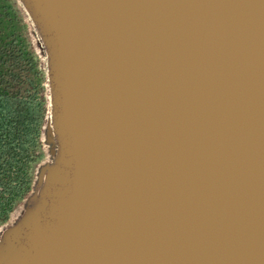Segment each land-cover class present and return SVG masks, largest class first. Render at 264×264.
<instances>
[{"label": "water", "instance_id": "95a60500", "mask_svg": "<svg viewBox=\"0 0 264 264\" xmlns=\"http://www.w3.org/2000/svg\"><path fill=\"white\" fill-rule=\"evenodd\" d=\"M51 161L0 264H264V0H19Z\"/></svg>", "mask_w": 264, "mask_h": 264}, {"label": "trees", "instance_id": "16d2710c", "mask_svg": "<svg viewBox=\"0 0 264 264\" xmlns=\"http://www.w3.org/2000/svg\"><path fill=\"white\" fill-rule=\"evenodd\" d=\"M13 1L0 0V225L31 191L45 112Z\"/></svg>", "mask_w": 264, "mask_h": 264}, {"label": "rangeland", "instance_id": "374dc122", "mask_svg": "<svg viewBox=\"0 0 264 264\" xmlns=\"http://www.w3.org/2000/svg\"><path fill=\"white\" fill-rule=\"evenodd\" d=\"M4 1H7V0H4ZM13 4L18 9V12H19L18 16L20 18V28H19V25H16L17 31L23 34V36L25 37L27 41L28 48L32 52L33 60L35 63L34 79L37 80L38 91H39L38 94L44 102L45 112H44V123L42 126V132H41V138H40L41 147L37 151L39 156L32 170L34 179H33L31 191L18 204V206L12 213L9 221L0 225V233L19 218V216L25 209V206L27 205V198L34 191V186H35V182L38 177L39 169L42 166H44L46 163L51 161V156L49 154L50 144L48 141V137L46 135V131H47V128L49 126V121H50V95H49V85H48V78H47L46 53H45L41 38L38 35L36 28L31 22L28 14L26 13L20 1L14 0Z\"/></svg>", "mask_w": 264, "mask_h": 264}, {"label": "bare ground", "instance_id": "6f19581e", "mask_svg": "<svg viewBox=\"0 0 264 264\" xmlns=\"http://www.w3.org/2000/svg\"><path fill=\"white\" fill-rule=\"evenodd\" d=\"M55 148H56V142L54 141L51 145H50V152L51 155L53 156L54 152H55Z\"/></svg>", "mask_w": 264, "mask_h": 264}]
</instances>
